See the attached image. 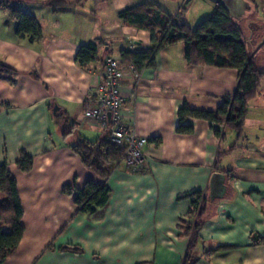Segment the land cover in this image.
<instances>
[{"label":"crops","instance_id":"1","mask_svg":"<svg viewBox=\"0 0 264 264\" xmlns=\"http://www.w3.org/2000/svg\"><path fill=\"white\" fill-rule=\"evenodd\" d=\"M8 1L37 18L42 37L19 35L16 21L0 7V61L17 72L0 76V164L7 163L17 180L25 227L3 264H184L191 236L181 229V219L197 191L209 195L214 172L224 173L226 187L223 197L208 204L192 250L195 264H264V77L249 102L242 135L224 128L220 138L216 123L181 121L179 109L188 104L217 110L237 90L239 70L190 64L183 41L161 48L138 76L123 64V115L148 139L142 170L128 168L122 159L104 178L72 148L80 136L110 138L107 129L84 116L85 97L102 80L106 59L152 47L151 33L124 24L121 10L151 3L176 14L184 7L196 28L218 4ZM249 1L253 12L242 23L251 58L264 70V0ZM250 21L258 22L254 32ZM96 39L103 40L98 59L82 67L77 52ZM181 123L193 126V132H179ZM22 151L33 156L27 172L17 165ZM90 180L107 184L109 199L93 213L79 212L64 186L81 189Z\"/></svg>","mask_w":264,"mask_h":264},{"label":"trees","instance_id":"2","mask_svg":"<svg viewBox=\"0 0 264 264\" xmlns=\"http://www.w3.org/2000/svg\"><path fill=\"white\" fill-rule=\"evenodd\" d=\"M0 7L7 10L9 16L17 23V33L30 36L31 39L42 37V27L36 17L19 9L8 0H0ZM186 8L181 7L176 14L166 12L157 4L142 3L121 10L118 15L126 25L145 29L151 33L152 47L144 51L122 50V64H134L141 72L152 61L161 48L174 45L180 41L185 43L187 61L193 65H213L237 68L240 81L233 94H227L223 104L217 110L192 108L184 104L179 109V118H202L217 124L215 130L218 137L225 135L224 128L235 130L242 135L248 105L259 92L264 70H261L251 58L250 41L243 23L233 18L221 5L215 12L200 21L193 28L186 20ZM255 37V35H253ZM103 40L96 39L80 46L76 61L88 68L91 62L98 59V51ZM15 69L0 61V76L16 74ZM14 82L15 79L11 78ZM179 132H193V126L179 124ZM72 148L77 152L85 166L106 178L125 157V149L114 143L111 138L91 140L80 136ZM21 171H30L33 167V156L22 151L17 161ZM64 191L74 195L79 212L93 213L104 206L110 189L105 183L92 180L86 182L81 189L66 184ZM189 213L181 219L180 227L191 236V245L184 264H195L197 258L192 250L198 240V232L205 222L209 202H214L206 193L197 191ZM23 207L19 197L17 180L9 170L7 163L0 164V264H3L16 250L21 241L25 227L21 222ZM214 250L207 251L214 252Z\"/></svg>","mask_w":264,"mask_h":264},{"label":"built area","instance_id":"3","mask_svg":"<svg viewBox=\"0 0 264 264\" xmlns=\"http://www.w3.org/2000/svg\"><path fill=\"white\" fill-rule=\"evenodd\" d=\"M139 75L134 64L129 65ZM123 64L118 58L106 59L102 80L85 97L84 116L90 122L107 129L111 140L125 149L124 161L128 168L140 171L145 164L148 139L139 135L123 115L124 99L121 94Z\"/></svg>","mask_w":264,"mask_h":264},{"label":"water","instance_id":"4","mask_svg":"<svg viewBox=\"0 0 264 264\" xmlns=\"http://www.w3.org/2000/svg\"><path fill=\"white\" fill-rule=\"evenodd\" d=\"M190 0H186L188 2ZM217 4H221L228 13L240 23L253 12V5L249 0H211ZM258 24L254 21L249 22V28L254 32L255 27ZM59 109L58 105H55L54 112L56 113ZM225 175L221 172H214L211 183H210V199L214 201L215 199L221 198L224 195L225 190Z\"/></svg>","mask_w":264,"mask_h":264},{"label":"rangeland","instance_id":"5","mask_svg":"<svg viewBox=\"0 0 264 264\" xmlns=\"http://www.w3.org/2000/svg\"><path fill=\"white\" fill-rule=\"evenodd\" d=\"M252 13V12H251ZM252 15H250V17H251ZM247 19V18H246ZM246 19H245V21H246ZM248 23V22H247ZM258 23V22H257ZM264 52V51H263Z\"/></svg>","mask_w":264,"mask_h":264}]
</instances>
